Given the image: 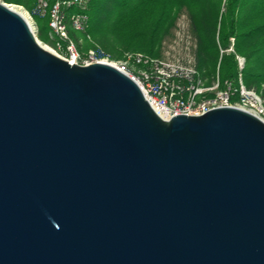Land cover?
I'll return each instance as SVG.
<instances>
[{
	"label": "water",
	"instance_id": "1",
	"mask_svg": "<svg viewBox=\"0 0 264 264\" xmlns=\"http://www.w3.org/2000/svg\"><path fill=\"white\" fill-rule=\"evenodd\" d=\"M8 6L0 264H264V120L166 121L127 75L45 50Z\"/></svg>",
	"mask_w": 264,
	"mask_h": 264
},
{
	"label": "trees",
	"instance_id": "2",
	"mask_svg": "<svg viewBox=\"0 0 264 264\" xmlns=\"http://www.w3.org/2000/svg\"><path fill=\"white\" fill-rule=\"evenodd\" d=\"M5 2L30 11L36 0ZM184 11L197 41V80L209 87L218 77L222 84H238L242 76L248 89L264 97V0H93L89 33L114 60L126 53L160 58ZM38 24L39 39L51 43L47 20ZM237 57L245 60L243 70Z\"/></svg>",
	"mask_w": 264,
	"mask_h": 264
},
{
	"label": "built area",
	"instance_id": "3",
	"mask_svg": "<svg viewBox=\"0 0 264 264\" xmlns=\"http://www.w3.org/2000/svg\"><path fill=\"white\" fill-rule=\"evenodd\" d=\"M92 2L36 0L30 11L21 8L26 12L37 40H40L38 21L47 20L51 43L40 41L51 53L71 65L105 64L116 68L138 85L150 106L166 121L180 115L199 117L222 108L242 109L264 120V98L257 91L248 89L242 76L238 84L233 81L222 84L219 77L209 87L198 81L196 61L191 57L189 47L183 50L185 57L171 55L173 49L176 51L173 47L163 58L126 53L122 60L112 59L89 33ZM72 33L82 34L83 38L76 40ZM86 42L89 48L83 50ZM231 43L233 45L234 40ZM237 59L243 70L245 60ZM208 94L212 96L208 97Z\"/></svg>",
	"mask_w": 264,
	"mask_h": 264
},
{
	"label": "rangeland",
	"instance_id": "4",
	"mask_svg": "<svg viewBox=\"0 0 264 264\" xmlns=\"http://www.w3.org/2000/svg\"><path fill=\"white\" fill-rule=\"evenodd\" d=\"M0 2L6 3L5 0H0ZM76 36L79 38H83L82 34L79 33H76ZM87 44L88 43L86 42V47H88ZM196 45L197 41L191 29V20L189 14L184 11L179 17L176 27L173 29L171 36L163 42L162 55L160 58L166 57L167 53H169L168 51L171 50V48L173 49V47L176 48V51L173 49L174 51L172 50L171 55H175L176 57H183V50H186V48L189 47L191 48V57H193L196 61Z\"/></svg>",
	"mask_w": 264,
	"mask_h": 264
},
{
	"label": "bare ground",
	"instance_id": "5",
	"mask_svg": "<svg viewBox=\"0 0 264 264\" xmlns=\"http://www.w3.org/2000/svg\"><path fill=\"white\" fill-rule=\"evenodd\" d=\"M11 9H13L15 12H17L18 14H20L24 19L27 20V22L31 25L30 20L28 19V16L26 14V12L21 8V7H16V6H8ZM38 42L40 43V45L47 51L51 52V50L46 47L40 40H38Z\"/></svg>",
	"mask_w": 264,
	"mask_h": 264
}]
</instances>
